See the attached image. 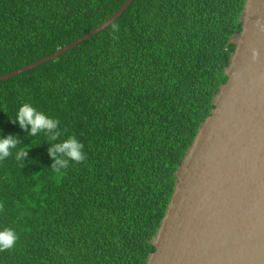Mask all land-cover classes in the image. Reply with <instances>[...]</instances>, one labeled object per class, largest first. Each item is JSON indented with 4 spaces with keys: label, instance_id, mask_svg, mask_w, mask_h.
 Listing matches in <instances>:
<instances>
[{
    "label": "trees",
    "instance_id": "trees-1",
    "mask_svg": "<svg viewBox=\"0 0 264 264\" xmlns=\"http://www.w3.org/2000/svg\"><path fill=\"white\" fill-rule=\"evenodd\" d=\"M124 2L0 0V75L72 43ZM244 3L133 0L91 39L0 81V135L28 149L21 162L0 161V227L19 235L0 264H146L177 166L227 80ZM23 103L58 119L86 159L54 173L48 137L12 122Z\"/></svg>",
    "mask_w": 264,
    "mask_h": 264
},
{
    "label": "water",
    "instance_id": "water-1",
    "mask_svg": "<svg viewBox=\"0 0 264 264\" xmlns=\"http://www.w3.org/2000/svg\"><path fill=\"white\" fill-rule=\"evenodd\" d=\"M54 53L0 75L6 81L108 28L131 5ZM226 82L174 173L146 264H264V0H245Z\"/></svg>",
    "mask_w": 264,
    "mask_h": 264
},
{
    "label": "clouds",
    "instance_id": "clouds-1",
    "mask_svg": "<svg viewBox=\"0 0 264 264\" xmlns=\"http://www.w3.org/2000/svg\"><path fill=\"white\" fill-rule=\"evenodd\" d=\"M118 30L119 26L113 24L112 32L116 33ZM12 122L18 124L21 129H27L31 137H37L41 133L48 137V155L52 159L50 168L54 173L60 174L70 163L79 164L86 159L81 141L75 135H67L62 139L60 121L37 110L32 104H21ZM20 145L21 142L15 135H0V161L14 155V159L21 162L27 156L28 149L18 147ZM18 239V232L14 228L0 227V251L14 248Z\"/></svg>",
    "mask_w": 264,
    "mask_h": 264
}]
</instances>
